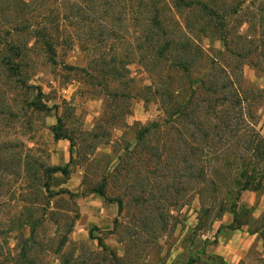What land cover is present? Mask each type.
Here are the masks:
<instances>
[{
    "label": "rangeland",
    "instance_id": "374dc122",
    "mask_svg": "<svg viewBox=\"0 0 264 264\" xmlns=\"http://www.w3.org/2000/svg\"><path fill=\"white\" fill-rule=\"evenodd\" d=\"M259 2L247 0V11L255 12L253 7ZM249 12L233 22L240 32L248 27ZM193 14L177 8L174 0H0V142H13L7 172L0 169V214L3 222L21 213L42 216L36 230L49 248L44 253L49 264H264V240L247 225L236 230L227 227L232 213L226 212L213 226L196 229L201 208L198 197L180 208L172 206L164 211L160 206L156 210L157 198L143 195L132 174L124 177L121 167L127 163L143 168V156L135 147L136 130L161 117L157 101L145 102L142 97L131 100L126 104L131 114L124 118L133 126L114 129L110 119L106 128L111 137L89 156L93 161L83 163L79 157L81 146L88 148L92 142L81 145L82 132L104 124L106 116L115 117L109 114L115 104L110 101L107 107L95 88L83 82L85 76L69 66H89L96 74V60L105 55L104 66H113L111 60L116 57L120 70L125 67L129 76L139 80L137 85L150 84L143 46L137 42V37L148 31L146 17L163 18L170 35L199 37L206 49H223L215 36L200 35L195 29L198 16ZM42 38L53 42L54 54ZM243 72L247 80L264 88V50H256ZM261 113L259 128L264 133V101ZM58 116L64 117L74 148L70 140L55 138L51 128ZM128 143L131 148L126 153ZM108 160L111 173L105 199L92 190L106 172ZM40 165L67 167V176L52 174L51 190H68L72 195L55 196L50 207L28 211L17 198L31 191L27 184L41 180ZM240 204L255 206L252 216L260 217L264 191H244ZM95 210H99L100 224L77 223L83 213L96 214ZM162 211L169 213L166 222L159 219ZM65 234L64 245L54 252ZM215 237L218 242L212 244ZM10 244L16 245L15 233Z\"/></svg>",
    "mask_w": 264,
    "mask_h": 264
},
{
    "label": "trees",
    "instance_id": "16d2710c",
    "mask_svg": "<svg viewBox=\"0 0 264 264\" xmlns=\"http://www.w3.org/2000/svg\"><path fill=\"white\" fill-rule=\"evenodd\" d=\"M246 2L174 0L177 8H186L198 16L195 29L202 37L215 36L222 42L220 50L206 49L199 37L185 39V36L170 35L165 30L163 18L146 17L144 27L148 31L138 36L137 42L139 47L143 46V64L151 74L150 84L137 85L139 80L129 76L125 67L121 71L116 57L111 60L115 62L113 66H104L107 63L105 55L96 60V74L89 66L69 67L85 76L83 82L95 88L107 107L110 101L111 105L115 104L114 110H109L115 117L106 116L104 124L97 123L92 130L82 132L81 145L92 141L88 148L80 145L79 157L83 163L93 161L89 156L109 141L111 130L106 128V123L110 119L114 129L133 126L124 118L131 114L126 104L136 97H142L145 102L157 101L161 117L136 130L135 147L143 156V168L127 163L121 167L124 177L132 174L143 195L157 198L156 210L160 206L164 211L172 206L180 208L198 197L201 208L196 229L213 226L230 212L233 219L227 227L236 230L247 225L251 233L264 240V212L260 217L252 216L255 206L249 208L240 204L244 191H264V133L259 128L264 88L247 80L243 72L256 50H264V0L253 7L255 12H249L250 4ZM246 12L251 13L245 20L248 27L240 32L233 22ZM41 41L51 54L55 53L49 38ZM33 105L51 109L42 104ZM51 129L57 140L68 139L71 147H75L63 116H58ZM12 143L0 142L3 173L7 172ZM130 148L131 145L126 144L125 152ZM23 161L26 163L27 158ZM109 163L110 160L105 166L106 172L92 190L105 199L110 184ZM40 169L41 180L27 184L25 187L31 191L17 198L18 202L25 203L24 209L28 211L50 207L55 196L72 195L68 190H51L52 174L62 172L67 176L70 173L67 167L40 165ZM164 211L159 214L162 222L169 216V210ZM41 217L21 213L3 222L0 214V264H49L44 254L49 248L38 238L36 230ZM221 227L223 225L217 233ZM12 233L16 237L14 247L10 244ZM66 240V234L60 237L54 252H59ZM217 242L215 237L212 244ZM99 244L104 245L101 239ZM216 257L219 256H213Z\"/></svg>",
    "mask_w": 264,
    "mask_h": 264
},
{
    "label": "crops",
    "instance_id": "0c3cea01",
    "mask_svg": "<svg viewBox=\"0 0 264 264\" xmlns=\"http://www.w3.org/2000/svg\"><path fill=\"white\" fill-rule=\"evenodd\" d=\"M111 207L113 208L114 204H112ZM104 210L107 211V208H104ZM95 211H96V214H93V212L92 213H88V212L83 213V215L78 219L77 223L79 225L87 224V225H90V226L94 225V223L100 224L101 220H100V217L97 214L99 212V210H95ZM107 212H109V211H107Z\"/></svg>",
    "mask_w": 264,
    "mask_h": 264
}]
</instances>
